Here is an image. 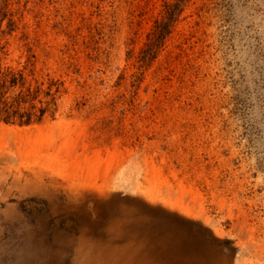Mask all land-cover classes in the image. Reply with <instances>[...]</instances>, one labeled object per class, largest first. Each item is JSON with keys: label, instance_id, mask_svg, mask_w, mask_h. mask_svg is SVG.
Listing matches in <instances>:
<instances>
[{"label": "rangeland", "instance_id": "rangeland-1", "mask_svg": "<svg viewBox=\"0 0 264 264\" xmlns=\"http://www.w3.org/2000/svg\"><path fill=\"white\" fill-rule=\"evenodd\" d=\"M2 33L54 101L0 123V264H264V0H0Z\"/></svg>", "mask_w": 264, "mask_h": 264}, {"label": "trees", "instance_id": "trees-1", "mask_svg": "<svg viewBox=\"0 0 264 264\" xmlns=\"http://www.w3.org/2000/svg\"><path fill=\"white\" fill-rule=\"evenodd\" d=\"M165 14L170 18L174 15L169 8ZM9 35L0 34V123L18 126L40 124L54 101V95L49 93L50 87H47L49 91L42 90L45 83L39 82L33 68H29L33 63L30 61L32 57H28L19 69L5 64L8 56L6 47L9 45L6 36ZM159 35L164 37L166 28Z\"/></svg>", "mask_w": 264, "mask_h": 264}]
</instances>
